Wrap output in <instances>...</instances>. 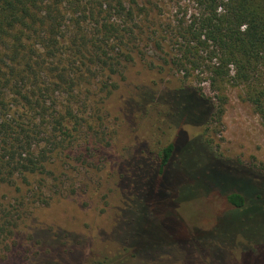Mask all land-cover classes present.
Masks as SVG:
<instances>
[{"label": "rangeland", "instance_id": "rangeland-1", "mask_svg": "<svg viewBox=\"0 0 264 264\" xmlns=\"http://www.w3.org/2000/svg\"><path fill=\"white\" fill-rule=\"evenodd\" d=\"M135 1L145 9L135 8L141 21L130 57L119 55L113 70L93 66L94 75L89 74L86 148L71 154L72 165L61 161L67 170L60 190L50 175L42 187L46 193L67 194L45 204L32 192L21 200L15 186L0 185V264H264V251H244L242 246L264 242V212L256 204L245 213L230 214L235 208L219 192H240L250 183L247 170L226 161L264 175V125L241 98L240 88L232 86L222 91V116L205 127L186 124L180 130L159 100L148 111L142 109L139 101L147 93L157 99L185 85L201 89L208 100L206 113L214 111L218 99L207 73L186 76L168 60L167 18L179 17L185 9L187 19L192 1ZM200 135L218 159L192 139ZM169 142L176 144L171 161L155 178L152 163H139L150 161L155 145ZM79 154L86 157L85 166ZM139 168L144 191L127 233H132L136 250L144 249L141 256H149L142 263L124 259L127 254L116 242L121 213L132 197L125 187ZM14 221L17 226L9 230ZM227 237L233 240L218 241Z\"/></svg>", "mask_w": 264, "mask_h": 264}, {"label": "trees", "instance_id": "trees-1", "mask_svg": "<svg viewBox=\"0 0 264 264\" xmlns=\"http://www.w3.org/2000/svg\"><path fill=\"white\" fill-rule=\"evenodd\" d=\"M191 1L194 8L187 19L184 9L181 16L165 22L164 37L172 45L168 43V60L186 76L192 71L197 77L207 73L218 105L204 112L208 100L201 89L185 85L157 99L145 93L139 101L142 109L148 111L159 100L165 105V116L180 130L186 124L205 127L211 118L222 116L226 100L222 91L232 86L240 88L241 98L264 125V0ZM136 6L145 9V4L139 7L135 0H0V185L15 186L21 200L32 192L30 196L49 204L67 194L58 191L67 170L61 161L72 165L71 154L86 148L89 74L93 66L99 71L113 70L119 55L130 57L141 21ZM152 42L160 44L156 39ZM201 135L192 139L217 158ZM175 148L173 142L157 144L150 161L139 166L152 163V176L159 178ZM78 160L86 165L84 155L79 154ZM226 162L244 168L250 176L245 189L238 188L243 193L219 191L235 208L230 214L245 213L256 204L264 212V175ZM48 175L59 181L54 184L55 192L42 190ZM135 175L125 187L132 197L121 213L116 242L127 254L124 259L142 263L149 256H141L144 249L136 250L132 233H127L138 211L136 201L144 191L141 169ZM30 185L35 186L26 189ZM9 226L12 230L17 224L14 221ZM242 246L244 251H264V242Z\"/></svg>", "mask_w": 264, "mask_h": 264}]
</instances>
